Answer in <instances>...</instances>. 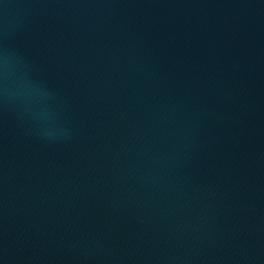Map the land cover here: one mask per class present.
<instances>
[{"label":"water","instance_id":"water-1","mask_svg":"<svg viewBox=\"0 0 264 264\" xmlns=\"http://www.w3.org/2000/svg\"><path fill=\"white\" fill-rule=\"evenodd\" d=\"M0 264H264V0H0Z\"/></svg>","mask_w":264,"mask_h":264}]
</instances>
